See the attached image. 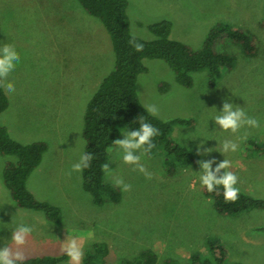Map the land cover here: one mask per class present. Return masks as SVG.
Segmentation results:
<instances>
[{
  "label": "rangeland",
  "instance_id": "374dc122",
  "mask_svg": "<svg viewBox=\"0 0 264 264\" xmlns=\"http://www.w3.org/2000/svg\"><path fill=\"white\" fill-rule=\"evenodd\" d=\"M128 1L131 30L143 38L154 37L148 24L164 19L172 22V38L194 48L220 21L255 34L259 43L252 56L236 44L225 43L236 57L235 64L213 86L207 70L193 73V85L187 87L176 80L167 63L147 59L148 71L138 76L137 90L144 106L158 108L155 116L160 119H192L187 125H173L172 134L177 143L193 150L202 142L203 148L213 150L207 156L196 152L197 160H230L228 170L239 177L240 191L264 197V158L258 151H243L249 139L264 143V25L260 23L264 0ZM6 43L15 46L21 62L8 78L15 91L4 89L9 105L0 113V124L20 142L48 143L27 187L38 199L59 207L61 217L53 223L42 212L16 204L2 180L4 164L13 157L0 154V247L18 225L25 224L33 228L23 249L26 257L61 255L75 239L83 254L95 252V243H104L108 264L133 260L145 249L156 254L155 264H191V255L205 253L210 238L223 244L230 262L264 264V210L219 213L213 198L203 192L197 163L168 175L162 155L146 153L140 163L152 174L148 179L123 162L115 145L108 159L112 173L105 172L106 178L115 186V179L121 178L131 190L117 186L120 200L99 206L84 189L82 171H72L86 151L84 110L112 68L114 56L104 26L78 0H0V47ZM224 100L243 108L260 127H245L236 134L219 128L212 119ZM245 134L246 139L240 140ZM225 140L236 141L238 150L220 153ZM59 264L73 262L68 257Z\"/></svg>",
  "mask_w": 264,
  "mask_h": 264
},
{
  "label": "trees",
  "instance_id": "16d2710c",
  "mask_svg": "<svg viewBox=\"0 0 264 264\" xmlns=\"http://www.w3.org/2000/svg\"><path fill=\"white\" fill-rule=\"evenodd\" d=\"M85 11L98 18L107 31L112 50L113 66L101 79L96 90L88 99L83 115L82 136L85 139V153H91L93 160L88 168L82 170L83 187L88 191L94 203L102 206L108 202H118L121 192L113 182L106 178L103 164L108 163L109 153L114 148L113 141L119 139L122 132L136 130L139 121L152 124L159 130L153 138L156 144L149 156L158 152L166 174L173 175L179 168L196 163V150L177 143L173 138V125L189 124L192 119L173 118L164 121L148 113L138 95L137 81L141 73L148 71L147 59H158L167 63L173 70L176 80L187 87L193 85V73L207 70L211 86L233 68L235 55L228 52L225 43H233L248 56L258 49L255 34L247 28L233 26L226 22H217L208 30L202 44L196 48L171 37L172 22L160 20L147 25L154 36L151 39L135 35L130 27L127 12L128 0H78ZM264 12V9H263ZM264 25V16L260 22ZM143 45L142 51H136L134 45ZM8 97L4 88H0V113L7 109ZM48 143L35 140L23 143L13 138L7 127L0 124V154L11 156L2 169V180L9 189L12 198L21 208L40 211L45 218L59 223L60 208L47 200L38 199L27 187L31 173L40 164ZM258 151L264 158V143L249 139L244 143L243 151ZM203 192L211 196L219 213L236 215L253 209L264 210V197H255L240 191L239 199L228 202L224 199L223 188L214 192ZM95 243V252L86 251L81 264H108L104 257L107 247ZM205 253H193L191 264H246L239 261H228L226 250L218 240L208 238ZM66 252L61 255L27 256L23 264H59L68 259ZM156 254L142 250L133 260H122L120 264H155Z\"/></svg>",
  "mask_w": 264,
  "mask_h": 264
},
{
  "label": "clouds",
  "instance_id": "9594fccd",
  "mask_svg": "<svg viewBox=\"0 0 264 264\" xmlns=\"http://www.w3.org/2000/svg\"><path fill=\"white\" fill-rule=\"evenodd\" d=\"M134 47L136 51L143 50V45L141 44H135ZM20 62L21 56L14 45L6 43L0 47V88H4L7 92L15 91L14 83L10 82L8 78L16 70ZM144 108L152 115L158 113V108L154 104H146ZM212 120L215 121L219 128L224 131H230L233 134L239 133L245 127H260V123L256 118L248 116L243 108L227 100L222 102V110L218 111V114ZM139 124L140 127L138 129L123 133L124 138L117 139L113 143L122 151V160L125 164L134 165L136 169L145 174L146 178L151 179L152 174L147 171L140 161L143 154L150 153L156 148L153 138L159 135V130L152 124L144 122L143 119L139 121ZM239 139H246V134L239 137ZM238 148L239 144L236 141L225 140L222 143L220 153L236 152ZM212 151L211 148H203V142L197 148L198 155L207 156ZM92 160L93 155L91 153L82 154L78 162L72 165V171L81 172L90 166ZM196 163L201 169L199 172L200 183L208 192H214L218 187H222L226 201L235 202L239 199V177L228 170L232 167L230 160L224 159L222 162L217 163L213 158L197 160ZM213 164H216L215 169H213ZM103 170L109 175L112 173L109 163L103 164ZM115 184L120 186L123 191L131 190V185L125 184L121 178L115 179ZM32 232L33 228L31 226L18 225L12 231L11 244H5L0 247V264H23L26 259L23 249ZM65 251L73 264H80L83 251L75 239L68 242Z\"/></svg>",
  "mask_w": 264,
  "mask_h": 264
},
{
  "label": "crops",
  "instance_id": "0c3cea01",
  "mask_svg": "<svg viewBox=\"0 0 264 264\" xmlns=\"http://www.w3.org/2000/svg\"><path fill=\"white\" fill-rule=\"evenodd\" d=\"M256 197H257V195H256ZM264 230V229H263ZM258 243H259V241H258ZM262 243H263V240H262ZM5 244H11V238L9 239V240H7V242L5 243ZM4 244V245H5Z\"/></svg>",
  "mask_w": 264,
  "mask_h": 264
}]
</instances>
